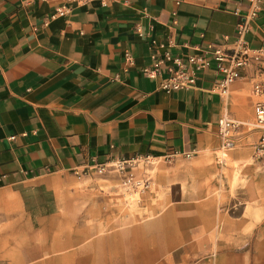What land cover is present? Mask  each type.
Masks as SVG:
<instances>
[{
  "label": "crops",
  "instance_id": "crops-1",
  "mask_svg": "<svg viewBox=\"0 0 264 264\" xmlns=\"http://www.w3.org/2000/svg\"><path fill=\"white\" fill-rule=\"evenodd\" d=\"M60 4L0 0V264H264V199L228 194L217 152L228 117L255 157L253 71L226 97L214 68L171 93L142 74L230 48L248 0L91 3L44 26ZM247 42L264 47V0ZM134 158L169 164L137 209L120 184L52 181Z\"/></svg>",
  "mask_w": 264,
  "mask_h": 264
},
{
  "label": "built area",
  "instance_id": "built-area-1",
  "mask_svg": "<svg viewBox=\"0 0 264 264\" xmlns=\"http://www.w3.org/2000/svg\"><path fill=\"white\" fill-rule=\"evenodd\" d=\"M49 2L50 0H40ZM119 0H61V4L55 10L43 18V25L48 26L58 18H64L71 14L72 10L91 3H97L108 7ZM248 9L238 24L236 38L230 48L224 46H210L207 51H200L189 55L185 59L173 57L167 54L164 58L156 60L150 68H144L142 74L152 79L160 80V88L166 93L188 90L197 85L201 73L212 68L217 72L213 91L222 97L229 95L231 87L243 79V74L249 70L254 73L252 92L258 98L255 104V128L262 131L258 142L254 145V156L259 161H264V47L252 50L247 42V36L252 30L253 21L263 9V0H248ZM239 15V13H237ZM211 57V60L208 59ZM128 62L133 65V60L128 57ZM244 124L224 117L219 121V134L223 140L222 151L227 152L236 147L232 140ZM186 158H191L187 154ZM150 159V158H149ZM148 159V160H149ZM139 158L121 160L100 164L97 172H105L109 167L115 166L118 170H124Z\"/></svg>",
  "mask_w": 264,
  "mask_h": 264
},
{
  "label": "rangeland",
  "instance_id": "rangeland-1",
  "mask_svg": "<svg viewBox=\"0 0 264 264\" xmlns=\"http://www.w3.org/2000/svg\"><path fill=\"white\" fill-rule=\"evenodd\" d=\"M251 127H247L250 129ZM236 147L227 152L218 150V156L222 161L223 154H226L223 161L227 162L228 167L235 169L234 175H227V181L232 184V190L228 194L232 196H239L237 190H242L243 196L246 193H258V199H264V164L262 161L252 158L249 151L236 149ZM235 150L234 152H232ZM232 152L234 156H228ZM231 154V155H232ZM237 154V156H236ZM222 161V162H223ZM169 166L164 160L139 158V161L124 170H118L115 166L109 167L105 172H95L91 176L77 177L73 180L62 177L56 182H92V183H112L114 185L120 184L122 187L123 198L126 204L132 209H137L139 205L145 202L144 194L149 191L151 184L155 183L157 173L163 167ZM252 189V191H251Z\"/></svg>",
  "mask_w": 264,
  "mask_h": 264
}]
</instances>
